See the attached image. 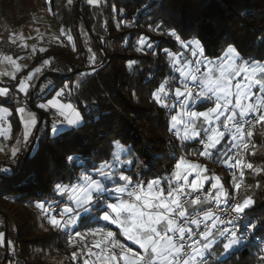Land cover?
Listing matches in <instances>:
<instances>
[{
  "label": "snow or ice",
  "instance_id": "1",
  "mask_svg": "<svg viewBox=\"0 0 264 264\" xmlns=\"http://www.w3.org/2000/svg\"><path fill=\"white\" fill-rule=\"evenodd\" d=\"M100 3L101 0H87L90 6ZM113 11H117L115 6ZM127 23L121 19L117 27ZM149 28L173 38L179 45L176 51L162 49L166 66L174 74L165 76L150 92L151 100L168 117V131L180 142V147L187 149L189 143H196L199 149L175 154L171 170L155 175H150L152 158L148 151L134 149L119 139L111 141L112 151L99 162L89 159L84 152L67 155L64 173L53 182L49 197L37 201L34 207L40 219L46 221L47 226L41 224L44 231L62 232L73 247L76 242L81 244L71 258L77 260L79 253L85 256L84 264H89V258L92 264H210L213 259L215 264H226L223 257L251 242L250 232L264 228V218L255 221L250 218L255 200L249 193L260 184H244V169L257 175L264 172V168L245 159L246 155H256L254 130L258 125L264 128V57L246 58L233 43L210 56V41L196 28L191 30L194 35L173 26L164 29L159 23ZM61 34L73 42L75 51L73 37L63 28ZM20 39H24L23 34ZM260 42L264 46V37ZM153 47L150 37L140 36L135 50L144 53ZM32 51L35 53L36 48ZM39 51L47 49L41 47ZM88 52L90 71L77 72V78L70 83L55 85L54 81H48L36 95L39 101L51 89V98L36 103L35 107L45 112L55 110L53 115L57 119L50 127L54 143L77 140L94 113L99 120L104 119L100 113L102 105L90 102L87 96L80 99L86 91V78L97 71V56L91 48ZM18 59L23 58L2 57L15 68L11 79L17 80L15 89L23 94V102L8 87H0V97L4 98L0 100V136L11 138L10 118L14 112L19 114L23 125L22 136L10 154V160L16 163L25 148L36 150L29 148L34 130H40L37 113L28 107L31 90L37 87L33 80L45 71H60L51 59H45L41 66L18 79L16 72L28 66L18 64ZM139 63L128 60L126 68L135 74ZM12 104L19 106L13 110ZM192 155L222 161L238 169V175L233 172L231 177L232 190L226 189L221 177L207 166L188 158ZM16 172L11 166L0 167V180H8V173L14 178ZM101 221L115 225L119 232L106 226L80 230L84 225ZM4 245L14 249V243L0 232V246ZM218 248H222L219 256ZM260 251L264 253V247ZM260 260L264 264V255Z\"/></svg>",
  "mask_w": 264,
  "mask_h": 264
},
{
  "label": "trees",
  "instance_id": "2",
  "mask_svg": "<svg viewBox=\"0 0 264 264\" xmlns=\"http://www.w3.org/2000/svg\"><path fill=\"white\" fill-rule=\"evenodd\" d=\"M113 6L117 11H113ZM44 12H49L62 27L74 26L80 52L73 56L67 54L61 44H56L38 56L33 65H41L43 60L51 59L52 64L60 69L58 72L45 71L50 76L41 85L48 81H54L55 85L70 83L77 78V72L90 71L88 49L91 48L97 56V71L86 78V91L80 99L87 96L90 102L102 105L100 113L104 119L99 120L94 113L77 140L54 143L50 131L53 120L42 110L44 119L40 126L38 124L40 130H34L29 143V148L36 150L27 148L16 167L11 163L5 165L16 168L17 172L14 178L12 173H8V180H0V232L5 233L6 240L12 241L11 225L14 226L15 245L24 262L22 264H51L43 260V255L50 251L61 253L65 236L54 229L44 231L41 224L47 226L46 221L29 206L49 197L53 182L64 173L63 161L67 155L84 152L89 159L99 162L112 151L111 141L119 139L134 149H146L152 158L150 175H155L171 170L175 154L199 149L196 143H189L187 149L180 147V142L168 131V117L151 100L150 92L165 76L174 74L166 66L162 49L176 51L179 45L173 38L150 30L149 25L155 27L159 23L164 29L173 26L190 35L195 34L191 31L193 28L198 29L210 41V56L219 53L227 43H233L246 54V58L264 57V46L260 42L264 37V0H101L98 6L88 5L87 0H74V4H69L68 0H0V37H8L14 30L33 28L36 17ZM121 19L128 23L118 28ZM140 36L150 37L153 49L137 52L135 49ZM128 60L140 62L135 74L126 68ZM100 61H103L102 65ZM68 68L73 71H67ZM39 79H34L33 83L37 84ZM13 92L23 102V95L16 89ZM31 92L34 105L51 98V89L43 93L39 101L36 95L40 87ZM17 106L11 105L13 110ZM10 120L11 135L15 139L21 131L15 112ZM254 131L252 140L256 144V155H247V160L264 168V128L258 125ZM188 158L207 163L206 158L198 155ZM141 159L147 161L148 157L141 156ZM247 179L251 185L260 184L249 193L255 200L250 217L255 221L264 218V172L257 175L248 170ZM243 195L244 190L241 197ZM5 212L9 213L12 224ZM99 224L84 225L80 230ZM249 237L251 242L223 257L226 264H261L260 257L264 253L260 251L262 247L257 239L264 242V228L258 227L254 233H249ZM221 253L222 248H218L216 254L219 256ZM0 264H12L11 247L0 246ZM63 264L78 263L65 258ZM210 264H215V260H210Z\"/></svg>",
  "mask_w": 264,
  "mask_h": 264
},
{
  "label": "crops",
  "instance_id": "3",
  "mask_svg": "<svg viewBox=\"0 0 264 264\" xmlns=\"http://www.w3.org/2000/svg\"><path fill=\"white\" fill-rule=\"evenodd\" d=\"M48 20H53V19L48 18L47 16H43L42 14L38 15L36 17V26H34L33 28H31L29 30H14V31H12V33L8 37H0V43L3 40H9V41L15 40V41H18L20 43V49L16 52H12L9 54H4L0 48V73H4V72L9 73V75H0V87H8L10 89V92H11V87L15 88V85L17 83V80L11 79V73L15 71V68L8 61L2 60L3 56L11 55L14 59L17 57L23 58V59H18L17 63L21 64V65H24V64L28 65L26 68H22L20 71L16 72V76L19 79L23 76H27L28 72H30L33 69L41 66V65H37V66L33 65V62L35 61V59L38 56L43 55L45 53V52L39 51V49L42 46L36 45L34 43L35 38L51 39L52 43L55 45L61 43L62 36H66V35L61 34V29L52 28L47 23ZM21 34H23L24 39H20ZM29 37H31V38L29 39ZM25 45H27V46L25 47ZM33 47L36 48L35 53H33V51H32ZM51 110H54V109H50L49 111H51ZM49 111L47 113H49ZM16 114H17V117H18L19 122H20L19 114L18 113H16ZM20 126H21L20 135H22L23 125L21 122H20ZM0 138L7 140V141L8 140L10 141V146L8 147V151H10V154H11L12 148L16 146V141L15 140L11 141L13 139L12 136L10 139H6L3 136H0ZM101 226H106L107 228H109V230H112L113 232H117V233L119 232V229L115 225L106 224V222L101 221V223L97 227H101ZM120 239H121V242H125L123 237H120ZM88 241L90 242V243L88 242L90 245L91 239H89ZM127 243L129 245H131V242H127ZM89 260L92 263V258H89ZM91 263L89 262V264H91Z\"/></svg>",
  "mask_w": 264,
  "mask_h": 264
},
{
  "label": "rangeland",
  "instance_id": "4",
  "mask_svg": "<svg viewBox=\"0 0 264 264\" xmlns=\"http://www.w3.org/2000/svg\"><path fill=\"white\" fill-rule=\"evenodd\" d=\"M74 0H72L73 2ZM74 4V3H73ZM43 16H47L48 18H52V16L49 14V12H44L42 14ZM51 16V17H50ZM53 19V18H52ZM54 20V19H53ZM69 27H72L73 30H74V33L75 34V29H74V26L71 25V26H63L62 28L65 30L66 33H68V30H69ZM106 32V31H105ZM76 39V37H75ZM78 46H77V53H67L64 49V51L67 53V54H70V55H73V56H78L79 55V52H80V44L78 43V41H76ZM61 44V43H59ZM53 45H50V46H47L46 49L49 50ZM49 48V49H48ZM53 135V134H52ZM12 136V135H11ZM21 135L19 134L17 138L15 139H12L11 141H16ZM10 146V141L8 140H4V139H1L0 138V149H3V151H0V159L1 160H9L10 161V151H8V147ZM219 163L217 162L216 160H213V159H207V163H200L202 165H205L207 166V168L210 170V172L212 173H215L217 171H215L213 169V167L209 166V164H212V163ZM7 164V163H6ZM16 167V166H15ZM249 169H247V172H248ZM248 180V179H247ZM36 202H33L30 204L29 208L34 211V212H38L37 209H35L34 205H35ZM5 214L7 216L10 217L9 213L8 212H5ZM10 223L12 224L13 221L10 217ZM101 223V222H100ZM12 227V235H13V239H12V242L14 243V249L11 247V260H12V264H22L24 263L23 260L20 258L19 254V249L16 247L15 245V238H16V231H15V228L13 225H11ZM97 227V226H96ZM87 229L83 230V231H86ZM62 235H64L62 232H60ZM65 236V235H64ZM63 239L65 240V242L62 244V248H61V253L59 252H56V253H51L48 252L46 254L43 255V260L47 263H51V264H63V261L64 259H68L69 261L73 262V263H78V264H84V259H85V256L83 255H80L78 253V259L77 260H73L71 258V253L73 251H76L77 249H79L81 247V244L79 242H76L75 244V247L71 246L68 242H67V237H63ZM91 239V238H89ZM89 242V241H88ZM90 243V242H89ZM260 247H264L262 246L260 243H259ZM89 262L91 263V261L89 260ZM92 264V263H91Z\"/></svg>",
  "mask_w": 264,
  "mask_h": 264
},
{
  "label": "built area",
  "instance_id": "5",
  "mask_svg": "<svg viewBox=\"0 0 264 264\" xmlns=\"http://www.w3.org/2000/svg\"><path fill=\"white\" fill-rule=\"evenodd\" d=\"M74 3V1L72 2V4ZM47 23L54 29H61L62 28V25L55 21V20H48ZM74 33V30L72 27H69V30H68V35H71L73 37V41L75 42V47H76V50L74 51L73 50V46H72V41H69L67 39V35L66 36H62L61 38V45H62V48L67 52V53H77V42H76V39H75V34ZM34 43L36 45H39V46H42L44 48H46L47 46L49 45H52V40L51 39H44V38H35L34 39ZM0 48H1V51L4 53V54H9V53H12V52H16L20 49V43L18 41H15V43H13L12 41H9V40H3L1 43H0ZM15 88L14 87H11V92H13ZM55 111L54 110H51L49 111V116L51 117L52 120L54 119H57L56 116L53 115ZM22 136V135H21ZM20 136V137H21ZM19 137V138H20ZM27 148H25L20 154H19V159L22 155V153L26 150ZM245 159L247 160V155L245 156ZM6 163H11L13 164L14 166H17L18 163L16 162H12L11 160H1L0 159V167H5ZM209 166L213 167V169L217 172H215L216 175L220 176L221 177V181L222 183H224L225 185V188L226 189H229V190H232L231 189V177H232V174L233 172H236L237 175H238V172L239 170L238 169H234V168H230L228 167L227 165H225L222 161L219 162V163H212V164H209ZM244 173H245V176H244V184H249L248 180H247V169H244ZM244 190V185L242 184L241 186V190H240V195H241V192ZM234 192V190H233ZM258 243H260L262 246H264V242L261 241L260 239H257Z\"/></svg>",
  "mask_w": 264,
  "mask_h": 264
},
{
  "label": "water",
  "instance_id": "6",
  "mask_svg": "<svg viewBox=\"0 0 264 264\" xmlns=\"http://www.w3.org/2000/svg\"><path fill=\"white\" fill-rule=\"evenodd\" d=\"M87 29H88V31L91 33V31H90V28H89V26L87 25ZM50 76V73H47V74H44L39 80H38V82H37V87L35 88V90H38L39 89V87H40V85H41V83L43 82V80L44 79H46L47 77H49ZM33 92H32V99L29 101V105H30V108H31V110L32 111H35L38 115H39V118H40V121H39V123L41 124L42 123V121H43V119H44V113L42 112V110H40V109H38V108H36L35 107V105H34V103H33ZM40 124H39V126H40ZM39 126H38V129H39ZM38 130H36V132H37Z\"/></svg>",
  "mask_w": 264,
  "mask_h": 264
}]
</instances>
